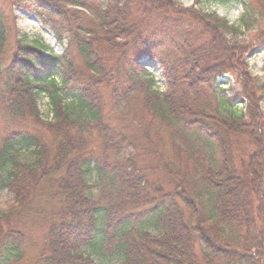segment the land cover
<instances>
[{
  "label": "trees",
  "instance_id": "trees-1",
  "mask_svg": "<svg viewBox=\"0 0 264 264\" xmlns=\"http://www.w3.org/2000/svg\"><path fill=\"white\" fill-rule=\"evenodd\" d=\"M193 1L11 0L62 53L25 41L0 66V189L12 197L0 264H99L110 248L116 264H264V85L243 64L254 46L237 40L254 13L234 0L232 25ZM8 19L0 7V58ZM225 75L241 81V112Z\"/></svg>",
  "mask_w": 264,
  "mask_h": 264
},
{
  "label": "rangeland",
  "instance_id": "rangeland-1",
  "mask_svg": "<svg viewBox=\"0 0 264 264\" xmlns=\"http://www.w3.org/2000/svg\"><path fill=\"white\" fill-rule=\"evenodd\" d=\"M244 1L249 8V11H253L252 18L255 19V24L252 29L244 30L243 33L238 36L237 40L243 44H252L254 46L253 52L245 54L243 58V64L246 66L247 76L255 78L259 84L264 85V0H241ZM199 5L197 8L201 9L202 12H215L219 17L226 18V20L232 24L237 25L243 13V8L236 4L234 0H198ZM11 0H0V7L5 12V15L9 18V22L12 24V30L7 37L6 47L4 48L3 54L0 58V66L6 67L9 58L11 57V51L13 48H18V43L24 44L25 41L29 44L33 42L37 43L40 47L44 48L45 51L52 50L54 53L61 54L62 47L57 45L53 37L51 29L47 25L41 24V22L35 17L34 14L26 13L16 7L9 5ZM179 3L184 8H189L194 5L193 0H179ZM250 12V13H251ZM252 14V13H251ZM249 44V45H250ZM141 65L144 69L148 70L156 81L158 89L164 90V82L162 79V72L159 65L155 61H151L148 58L141 60ZM247 77V78H248ZM235 76L226 75L218 80V84L224 91V97L235 96V104H237V110L240 112L248 107L246 100L242 96L244 92L241 81H236ZM2 82L0 80V88ZM103 94L107 98L109 96L108 91H103ZM37 107L40 113V119L42 121H49L51 117L50 107L48 100L44 94H41L37 98ZM256 107V106H255ZM257 107L261 110L264 119V100L257 104ZM3 125L0 120V129H3ZM10 129L23 131H29L32 133L37 132L38 128L35 126H19L16 124H10ZM23 152V151H22ZM163 179L161 175H152L150 179ZM12 204V197L5 190L0 189V207L2 209L7 208ZM42 231L35 227H32L28 233L27 240L29 247H36L40 243V237ZM111 250V251H110ZM106 254H97L99 264H116V253L110 248ZM29 256L36 254L34 248L28 250ZM96 257V255H94Z\"/></svg>",
  "mask_w": 264,
  "mask_h": 264
}]
</instances>
